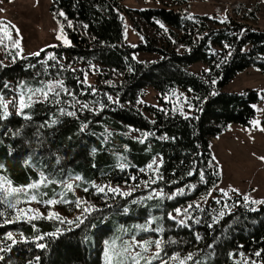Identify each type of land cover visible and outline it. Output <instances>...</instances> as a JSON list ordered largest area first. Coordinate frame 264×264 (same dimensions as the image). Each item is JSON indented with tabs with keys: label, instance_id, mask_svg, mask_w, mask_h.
Masks as SVG:
<instances>
[{
	"label": "trees",
	"instance_id": "trees-1",
	"mask_svg": "<svg viewBox=\"0 0 264 264\" xmlns=\"http://www.w3.org/2000/svg\"><path fill=\"white\" fill-rule=\"evenodd\" d=\"M51 10L61 22L74 23L66 27L70 44L23 57L7 49L6 57L14 61L0 59V96L23 95L29 105L22 111L16 105L0 119V176L14 187L47 178L37 189L38 198H59L71 209L79 201L66 187L72 180L92 199L107 195L97 186L135 190L130 195L117 190V203L111 195L107 203L82 215L83 223L0 217V249H5L0 264H105L102 244L119 237L135 214L152 217L163 229L159 260L167 264H179L170 259L176 254H192L186 264H264V203L258 206L241 195L212 196L222 181L212 138L231 123L249 125L257 114L255 104L264 101V90L237 93L223 88L248 67L264 73V29L240 18L148 7L136 13L151 26L167 24L168 44L142 35L143 42L133 45L126 41L120 0H53ZM138 52L157 57L138 60ZM195 63L206 67L195 73ZM91 74L95 82L87 80ZM49 84L59 95H33L37 88L48 91ZM149 86L160 93L162 103L146 106L153 119L139 105ZM179 90L186 93L176 97ZM69 111L75 114L68 116ZM127 127L140 131L141 137L129 135ZM157 157L160 164L154 169ZM154 189L157 197H144L139 204L130 199ZM181 206L187 210L183 224L169 216ZM6 210L0 204V211ZM5 219L12 222L5 224ZM9 232L12 240L7 239Z\"/></svg>",
	"mask_w": 264,
	"mask_h": 264
},
{
	"label": "rangeland",
	"instance_id": "rangeland-1",
	"mask_svg": "<svg viewBox=\"0 0 264 264\" xmlns=\"http://www.w3.org/2000/svg\"><path fill=\"white\" fill-rule=\"evenodd\" d=\"M120 4L123 7L127 25L126 41L133 45L143 42L142 35L154 39L158 45L165 46L168 44L167 30L169 28L167 24L160 23L159 26H151L136 13V9L148 7L184 8L192 13L216 16L223 20L228 17L234 19L240 18L256 28L264 29V0H193L184 2L181 5L177 4V0H120ZM52 5L53 0H0V22H2L0 27L6 25L8 33L6 35L4 31H0V39L3 40V44H0V59L3 63L9 64L14 61L13 58L6 57L7 49H13L17 57H23L38 53L45 47L70 44L71 41L66 27H70L74 23L72 21L61 22L51 10ZM13 25H15V28L12 27ZM79 28L83 33H87L82 26H79ZM17 29L20 33L19 36L16 34ZM172 29L180 35L181 32L178 29ZM17 39L20 40V48L12 46L13 41ZM65 40L68 43H65ZM156 57L157 55L149 52H138L136 54L138 60H153ZM205 67L203 63H195L191 66V70L195 73H200ZM95 79V74L87 76L89 82H95ZM246 89L264 90V73L255 67H248L246 70L235 75L223 88V90L237 93H242ZM185 93L184 90H179L176 97ZM159 95L160 93L150 86L146 87L143 91L139 105L150 119H153L154 116L149 110H146V106L155 105L161 107L162 103ZM3 99L4 101H14L16 105H19L20 102V98ZM255 107L257 114L249 125L231 123L221 134L212 138L213 153L222 173V181L218 185L215 195H212L214 197L220 194L225 195L224 193L226 192L227 195L225 196L241 195L243 197L248 196L249 201H264V159H262L264 158V131L260 130L264 128V101L257 102ZM9 108V112L14 109L11 103L9 104ZM253 121H259V124H253ZM127 133L132 137H141V132L132 127H127ZM153 162H155L153 163V168L157 169L160 164V157H157ZM0 178L7 179L4 175H1ZM75 181L72 180V182L67 184L72 185V190L76 192L79 201L82 202L80 207L76 205L75 209H71L70 206L64 203L47 205L45 201L48 200H40L38 198L37 189L42 184L39 181L36 182L39 186L34 189L20 186L24 188V192L9 197L12 203H15L17 199H19L20 203L17 204L16 209H10L6 204L7 210L5 215L16 216L17 209L23 208L26 211L29 209L39 210L41 217H47L51 212L59 215V218L56 219L75 221L77 217H81L86 213L84 211L85 208H88V211H90L97 204L107 203L111 195L114 196L113 204L117 203L118 201L115 198L117 191H109V188L121 190L123 195L135 190L133 187L125 186L119 189L113 184H109L103 187L107 193L106 197L92 199L73 184ZM31 184H34V182ZM5 187H7L6 184ZM233 189L236 191H233ZM33 195L36 196L35 201L30 199ZM158 195L159 191L154 189L149 192L136 193L130 199L139 204L144 197H157ZM52 200L60 201L59 198ZM259 204L261 203H258V206ZM118 208L120 209V207ZM177 209L180 210L179 213H177ZM177 209L169 212V216L171 218L174 217L177 221L183 220L185 223V207L181 206ZM27 215H36V212L27 211ZM135 215L136 218H134L131 224L121 229L119 237L105 241L102 244L101 249L104 261L106 242L111 243L115 241L116 249L120 250L126 244H132L133 238H135V241L141 242L160 240L159 233L161 231L153 218L140 214ZM20 219L28 220L27 216H21ZM145 228L148 230L145 231ZM133 251H140L139 246L137 245ZM156 251L155 244L152 243L148 252L143 253V255L146 258H151ZM152 261H157L156 264H162L163 260ZM126 264H131V262L126 261ZM141 264H143V260H141Z\"/></svg>",
	"mask_w": 264,
	"mask_h": 264
},
{
	"label": "snow or ice",
	"instance_id": "snow-or-ice-1",
	"mask_svg": "<svg viewBox=\"0 0 264 264\" xmlns=\"http://www.w3.org/2000/svg\"><path fill=\"white\" fill-rule=\"evenodd\" d=\"M60 14L63 15V13H60ZM0 25H2V22H0ZM12 27L15 28V25H13ZM161 27H163V25H161ZM0 31H4L5 34L7 35L8 34L7 33V26L4 25V26L0 27ZM16 34H17V36L20 35L18 29L16 30ZM58 38H60V37H58ZM65 43H68V41L65 40ZM0 44H3V40L2 39H0ZM12 46L14 48H20V40L19 39L14 40ZM17 55H19V53H17ZM33 55H39V53H34ZM52 59H55V57L53 56ZM0 64H2V62H0ZM57 86L60 87V88H63V82H57ZM5 87H7V85H5ZM45 87H47L48 91H44L43 88H37V89H35L33 91V95L36 92H41L45 98L48 97L49 92H52L54 95H59V93L55 91V88L51 84L46 85ZM29 99H31V97H29ZM109 99H111V97H109ZM10 103L12 104L13 107H16V103L14 101H4L3 97L0 96V110H2V111H0V119H6L9 116L8 107H9ZM27 106H29V105H27L24 102L23 95H21L20 102H19L20 111H22ZM84 107L86 108L87 105H84ZM61 111L63 112V110H61ZM17 114H20V112H18ZM66 114L68 116H73L75 113L69 111ZM253 124H259V121H253ZM260 130L264 131V128H261ZM262 159H264V158H262ZM120 167L123 168L124 165H120ZM148 167L151 168L152 165L150 164ZM45 179H47V178H42L39 183H43ZM77 179H79V177H77ZM201 179L203 180V176H201ZM154 182L155 181H153V183ZM5 184L7 185V187H5ZM38 186L39 185L37 183H34V184L27 185L26 187L29 188V189H34V188H37ZM66 187H67L68 190L72 189V185L71 184H67ZM97 189L101 193H103L104 190H105L103 187H99V186H97ZM108 190L109 191H113V192L117 191V189H113V188H109ZM85 191H87V189H85ZM221 191H223V190H221ZM233 191H236V190L233 189ZM22 192H24V188L13 187L12 186V182L10 180L4 179V178H0V204H7L8 208L16 209L17 208V204L20 203L19 199H17L15 203H12L9 200V197L13 196L14 194L18 195V194H20ZM224 194L227 195L226 192ZM125 195H130V193H125ZM149 198H151V197H149ZM30 199L32 201H35L36 200V196L33 195V196H31ZM248 199H249L248 196H244V200L245 201H247ZM64 202L65 201H63V200H60V201H57V200L45 201V203L47 205H54L56 203H64ZM81 203H82L81 201H76L77 207H80ZM254 203H264V201H254ZM89 207H91V206H89ZM189 207H191V205H189ZM27 211H35L36 215H27ZM27 211L25 209H23V208L17 209V214H16L15 219L18 220V219L21 218V216H27L28 221H32V220L41 218V214L39 213V210H31V209H29ZM84 211L87 212L88 208H85ZM176 211H177V213L180 212L179 209H177ZM185 211H187V210H185ZM124 212L127 213L128 209L125 208ZM223 215H224V213L221 212L220 216L222 217ZM3 216H5V212L4 211H0V217H3ZM43 218H46V219L59 218V215L57 213H51L50 212L47 217H43ZM173 219H174V217H173ZM77 221H79L80 223H83V220H81L80 217H77ZM11 222L12 221L8 220V219L4 220L5 224L6 223H11ZM61 222L63 223V221H61ZM69 223H74V222L73 221H69ZM179 223L183 224L184 221L181 220V221H179ZM78 226H79V224H77V227ZM141 227H143V226H141ZM144 230L147 231L148 229L145 228ZM160 231H163V229H160ZM52 235H55V233H53ZM7 239H9V240L13 239V234L11 232H9L7 234ZM40 239H43V237H40ZM15 242L16 241H13V243H15ZM152 243L155 244V247H156L157 251L155 253H153L151 258H146L143 255V253L148 252L149 247L151 246ZM106 245L107 246H106L105 252H104L106 264H126V261H130L131 264H141V260H145L146 264H151L152 260L160 259V252L162 251L161 241L160 240H156L154 242H152V241H143V242H141V241H135V238H133V243L132 244H126L120 250L116 249V242L115 241H112L111 243L106 242ZM137 245L139 246L140 251H133V249ZM37 246L40 247V248H44L45 247L44 244H39ZM4 250L5 249H0V251H4ZM255 255L256 256H260L261 253L260 252H256ZM3 259H4V257L0 256V260H3ZM37 259H39V258L37 257ZM170 259L178 261L179 264H186V261H189V260L193 259V255L192 254H188L186 257L181 258L179 256V254H176V255L170 257ZM162 264H167V261H162ZM196 264H199V262L197 261ZM253 264H255V262H253Z\"/></svg>",
	"mask_w": 264,
	"mask_h": 264
}]
</instances>
